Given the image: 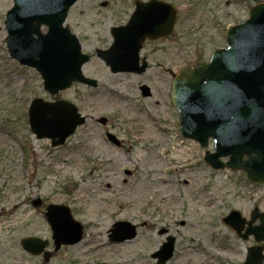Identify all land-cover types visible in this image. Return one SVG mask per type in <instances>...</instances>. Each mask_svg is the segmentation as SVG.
<instances>
[{"label":"rangeland","instance_id":"rangeland-1","mask_svg":"<svg viewBox=\"0 0 264 264\" xmlns=\"http://www.w3.org/2000/svg\"><path fill=\"white\" fill-rule=\"evenodd\" d=\"M168 1L177 8L175 30L144 43L140 55L149 67L138 75L113 73L95 55L112 42L110 28L126 22L133 0H76L64 24L91 56L83 74L98 84L74 83L52 96L34 69L8 56L3 22L12 0H0V264H155L150 254L164 240L158 234L163 228L176 239L166 264L244 260L253 239L242 240L222 217L231 209L248 217L255 200L264 208V188L247 185L230 169L209 167L203 155L205 149L213 151L212 141L202 148L179 134L167 70L193 65L224 46L225 29L245 20L249 8L235 0H206L197 9L187 0ZM141 83L150 88V97L141 96ZM33 97L67 99L86 122L53 147L28 128ZM100 116L107 117V125L96 122ZM105 131L122 139L123 147L107 142ZM37 197L43 203L34 207ZM50 202L66 204L84 227L79 242L57 251L44 218ZM115 221L139 226L136 236L109 242ZM30 235L48 239L47 260L22 248L20 239Z\"/></svg>","mask_w":264,"mask_h":264},{"label":"water","instance_id":"water-1","mask_svg":"<svg viewBox=\"0 0 264 264\" xmlns=\"http://www.w3.org/2000/svg\"><path fill=\"white\" fill-rule=\"evenodd\" d=\"M76 0H13L5 15V43L9 56L21 65L34 68L42 79L43 89L50 95L71 86L73 82L96 87L95 79L86 77L82 66L90 56L81 52L77 37L63 26L70 6ZM127 22L110 29L112 43L106 49H96L111 72L143 73L147 68L139 52L147 38L155 40L169 36L177 21L174 5L164 0H136ZM248 18L228 27L224 32L226 46L214 49L209 62H197L192 68L171 73L172 105L180 114L179 132L206 146L214 139L215 152H206L204 161L213 168L242 169L251 181L264 180V1L253 5ZM46 31L42 32L41 27ZM143 97L150 96L146 85L140 86ZM30 131L37 138L50 139L58 146L85 122L78 107L65 99L53 101L33 98L28 105ZM106 124L107 118L97 119ZM108 141L120 145L112 133ZM247 160H242L243 155ZM229 156L225 163L221 157ZM40 204L36 199L33 205ZM46 220L52 230L55 249L61 244H74L82 237V226L75 221L67 206H46ZM259 218L260 223L253 225ZM223 222L243 239L253 236L255 244L247 247L240 264H262L264 259V213L255 208L250 219L231 210ZM244 231L242 232V230ZM165 230H160L163 233ZM135 226L117 221L109 229L110 242H121L135 236ZM46 240L28 237L21 245L32 254L40 253ZM174 237L167 236L151 257L156 264H165L172 256ZM47 256V253H45Z\"/></svg>","mask_w":264,"mask_h":264},{"label":"flooded vegetation","instance_id":"flooded-vegetation-1","mask_svg":"<svg viewBox=\"0 0 264 264\" xmlns=\"http://www.w3.org/2000/svg\"><path fill=\"white\" fill-rule=\"evenodd\" d=\"M162 39V38H161ZM161 39H158V40H161ZM158 40H156V41H158ZM152 42H155V41H152ZM208 61V58H199L198 59V61ZM121 142H122V146H120V148H122L123 147V140L121 139ZM210 142V139H209V141H208V143ZM206 150H208V149H206ZM210 151V150H209ZM247 158V156H244V159H246ZM232 172H235V173H240V175L243 177V179H244V181L246 182V184L247 185H250V186H253V187H257V188H264V182H262V183H256V182H249L247 179H246V172H244V171H242V170H236V171H232ZM261 197H263V196H261ZM254 205L252 206V207H256L257 206V204H256V200L254 201ZM260 210V209H259ZM251 211V210H250ZM250 211H249V213H250ZM260 211H264V208H262ZM248 216H249V214H248Z\"/></svg>","mask_w":264,"mask_h":264},{"label":"trees","instance_id":"trees-1","mask_svg":"<svg viewBox=\"0 0 264 264\" xmlns=\"http://www.w3.org/2000/svg\"><path fill=\"white\" fill-rule=\"evenodd\" d=\"M236 1H241V3H245L247 7L249 8L253 3L258 2L260 0H235ZM188 4H191L193 9H197L199 7L198 3L206 4V0H187L186 1Z\"/></svg>","mask_w":264,"mask_h":264}]
</instances>
